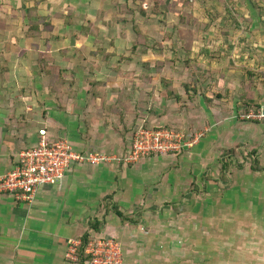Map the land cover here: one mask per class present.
I'll return each mask as SVG.
<instances>
[{
	"label": "crops",
	"instance_id": "crops-1",
	"mask_svg": "<svg viewBox=\"0 0 264 264\" xmlns=\"http://www.w3.org/2000/svg\"><path fill=\"white\" fill-rule=\"evenodd\" d=\"M10 1L0 3V171L11 167L22 148L36 143L39 128H45L53 138L67 139L77 151L97 150L118 157L125 154L133 133L147 120L204 129L206 134L196 148L179 155L188 163L197 158L206 165L213 149L241 144L254 149L259 159L264 158V119L250 121L236 116L257 105L264 107L263 18L241 25L247 29L246 41L240 47L233 46L230 54L204 72L196 97L183 99L187 107L180 120L173 114L171 99L162 97L152 103L153 108H144L149 81L141 80L140 84L136 77H141V69H135L138 60L120 61V48H108L116 55L98 60L99 67H95L74 53L72 39L52 38L47 53L40 37L26 35L28 18L18 24L23 11L37 3L38 14L53 15L61 10L56 0ZM246 11L254 17L263 14L256 8ZM71 26L65 28L67 34H72ZM84 44L92 47L93 39L87 38ZM40 52L45 56L42 67L37 60ZM156 90L148 93L156 95ZM168 107L171 112L166 114ZM177 158L176 154L149 155L133 163H73L60 180L40 186L31 202L0 195V264H75L66 258L68 245L90 231L89 221L96 219H105V223L101 237L91 232L94 239H115L125 256L124 264H137L129 260L136 255L132 251L141 228L131 229L107 208L112 203L121 211L142 207L141 225L151 219L153 206L143 204V194L146 186H157L159 174L146 169ZM165 193L159 195L164 202L167 199L163 197L169 194ZM166 206L167 210L170 205ZM156 216L161 220L162 216Z\"/></svg>",
	"mask_w": 264,
	"mask_h": 264
},
{
	"label": "rangeland",
	"instance_id": "rangeland-1",
	"mask_svg": "<svg viewBox=\"0 0 264 264\" xmlns=\"http://www.w3.org/2000/svg\"><path fill=\"white\" fill-rule=\"evenodd\" d=\"M2 1L7 0H0V3ZM55 2L60 6L64 21L73 24L69 32L79 31L81 38H85V31H89L90 26L105 29V33L108 30L107 40L116 41L114 48H120V54L126 53L127 62L138 60L135 69L136 72L141 69V77L139 74L136 77L140 84L141 80L143 83L149 81L144 108L149 105L153 108L162 97L171 99L174 101L173 114L180 120L184 119L182 114L187 107V100L183 99L187 95H192V100L196 97L203 85L204 72L220 62L224 54H230L233 46L240 47L246 41L244 33L247 29L241 25L254 22V18L264 20V0ZM247 8L263 10V14L254 17L247 14ZM131 9L134 10L132 14ZM67 11L70 14L66 15ZM100 30L98 37L102 35ZM87 38L92 39L91 36ZM133 44L137 47L131 52ZM98 58L102 60L100 56ZM142 59L150 61L143 63ZM151 85L157 88V96L148 93L156 89ZM171 109L168 107L164 113L168 114ZM168 123L170 121L165 124L147 120L139 127H170L196 134L198 139L176 154L179 158L165 159L166 162L146 169L159 174L157 186H146L143 194V204L153 206L154 216L135 226L142 232L136 233L132 251H136V255L133 253L129 261L137 264H264V158L259 159L254 149L241 144L229 149L219 147L218 151L213 149L206 165L200 164L197 158H192L190 163L182 161L179 155L194 150L206 132L197 125L187 129ZM165 192L169 193L163 197L166 202L161 200ZM166 204L170 205L167 210ZM142 210L139 207L133 212H123L140 220ZM156 215L162 216L161 220ZM121 254L124 264L122 250Z\"/></svg>",
	"mask_w": 264,
	"mask_h": 264
},
{
	"label": "built area",
	"instance_id": "built-area-1",
	"mask_svg": "<svg viewBox=\"0 0 264 264\" xmlns=\"http://www.w3.org/2000/svg\"><path fill=\"white\" fill-rule=\"evenodd\" d=\"M243 120H263L262 108L236 115ZM198 135L184 133L170 127H138L132 135L128 150L122 156H110L98 151H77L65 138H53L45 128L38 129L34 145L22 148L8 169L0 171V195H10L17 201L31 202L38 188L60 180L73 163H102L125 161L133 163L149 155H175L188 148ZM80 240L68 245L66 258L77 259ZM92 255L89 264H122L120 244L112 238H96L85 247Z\"/></svg>",
	"mask_w": 264,
	"mask_h": 264
},
{
	"label": "trees",
	"instance_id": "trees-1",
	"mask_svg": "<svg viewBox=\"0 0 264 264\" xmlns=\"http://www.w3.org/2000/svg\"><path fill=\"white\" fill-rule=\"evenodd\" d=\"M37 3L32 6V8L24 10L23 14L19 16V23L18 24H24V19L28 18V28L27 30H24L25 34L28 35L31 38H39L40 42H44L45 45V52H49L51 49V40L52 38H56V40H62L65 37L72 39L74 43L76 44V48L74 53L79 54L81 53L80 59L86 60L87 62L93 63L95 67H99L95 62L99 60L96 59L97 56H100L101 58H105L106 60L108 58H111L112 56L116 55L115 52L109 51L108 48L115 47V40L108 38V30H106V33L104 30H100V28H95L94 26H90V30L85 31V38L87 39L88 36H91L93 39V45L92 47H88L84 44L85 38H81L82 34H79L78 32H72V34H67L65 32V28L67 26H73L71 22L64 21V15L62 12L58 11L53 15H50L48 13L38 14L37 13ZM130 13H133V9L129 10ZM101 13V11H100ZM103 13V12H102ZM70 14V12L67 11L66 15ZM123 21H126L125 19H122ZM93 25V24H92ZM63 26V28H61ZM110 26L108 25V28ZM136 29V27H135ZM101 31V37H98V32ZM63 31V32H62ZM138 31V30H135ZM45 32V35L42 37V34ZM85 45V46H84ZM137 45L133 44L131 48V52L136 49ZM125 50V49H124ZM128 50V49H127ZM126 52V50H125ZM130 52V50H128ZM120 55V61L127 59L126 53L119 54ZM38 63L43 66V61H45L44 52H40L38 54ZM143 60V59H142ZM145 61L150 60H143V63ZM147 63V62H145ZM259 107V106H258ZM255 108L254 111H258L259 108ZM110 207L107 208V211H114L121 219L122 223L125 225H129L132 228H135V226H138V223L140 220H136V218L133 217V215L129 213H125L121 210H119L118 206L115 203L109 204ZM105 223V219L102 220H91L89 221V229L90 231H86L79 239H80V245L77 248L76 256L77 259L75 264H89L92 255L87 253L85 251V247L87 244L94 239V236L91 232H94L97 237H101V231L103 228V225ZM70 261V260H69ZM72 262V261H71Z\"/></svg>",
	"mask_w": 264,
	"mask_h": 264
},
{
	"label": "water",
	"instance_id": "water-1",
	"mask_svg": "<svg viewBox=\"0 0 264 264\" xmlns=\"http://www.w3.org/2000/svg\"><path fill=\"white\" fill-rule=\"evenodd\" d=\"M262 111H263V113H264V107L262 108Z\"/></svg>",
	"mask_w": 264,
	"mask_h": 264
}]
</instances>
